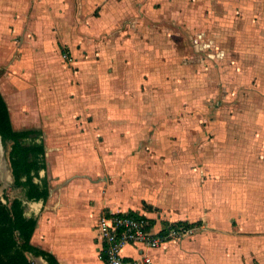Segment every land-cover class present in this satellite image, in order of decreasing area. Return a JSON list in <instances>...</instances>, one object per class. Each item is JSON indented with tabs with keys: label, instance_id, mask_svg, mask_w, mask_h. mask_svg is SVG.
<instances>
[{
	"label": "crops",
	"instance_id": "obj_1",
	"mask_svg": "<svg viewBox=\"0 0 264 264\" xmlns=\"http://www.w3.org/2000/svg\"><path fill=\"white\" fill-rule=\"evenodd\" d=\"M221 61L223 89L264 88V0H0V90L13 128L46 147L48 198L14 196L55 261L34 264H106L104 212L197 227L127 245L134 264H264V120L245 119L262 128L249 148L238 118H199L193 102Z\"/></svg>",
	"mask_w": 264,
	"mask_h": 264
},
{
	"label": "trees",
	"instance_id": "obj_2",
	"mask_svg": "<svg viewBox=\"0 0 264 264\" xmlns=\"http://www.w3.org/2000/svg\"><path fill=\"white\" fill-rule=\"evenodd\" d=\"M0 137L7 148L13 186L22 188L27 200L45 201L50 188L47 177L40 176L41 170L47 168L42 131L15 130L1 90ZM35 178H39V181ZM4 197L6 202L0 199V264H34L29 254L42 255L55 262L50 254L31 243L38 220L36 217L26 215L24 200L18 197L10 199L6 193ZM175 224L195 225L186 222Z\"/></svg>",
	"mask_w": 264,
	"mask_h": 264
},
{
	"label": "rangeland",
	"instance_id": "obj_3",
	"mask_svg": "<svg viewBox=\"0 0 264 264\" xmlns=\"http://www.w3.org/2000/svg\"><path fill=\"white\" fill-rule=\"evenodd\" d=\"M218 38H219V42L222 44V37H218ZM208 66L210 68V73H211L210 76L211 91L207 95L196 92L195 99L193 101L196 108L197 107L204 108V110L199 113V118L202 119L208 117L219 118V120L221 121L222 118H232V117L238 118V120L240 121L236 123V126H234L235 129L241 133V135L238 136L237 143L242 142V144L247 145V147L250 148L251 140L254 139L253 137L255 136L258 137L261 134L262 128L259 126L253 127L254 125L247 126L243 123L245 122V119H254L258 121L264 120V88H260L261 90H258L257 88H255V80L254 79L252 80L251 78H247L244 81L247 83H243V85L240 86L239 89L236 88L234 92L233 89L231 88L232 91L229 92V90L227 89L225 90L222 88V83H224L222 80V61L220 62V66L218 70L211 69L212 65L210 64ZM227 80L234 81V79H227ZM226 85H228V82ZM198 89H199L198 86H196V90ZM226 100L227 102H224ZM202 103H205V105L209 103L210 105H208V107L210 108V110L208 108L206 109V106H201ZM202 127L203 125L200 124L198 127H196V129H200ZM214 128H216V134L219 135L222 134V125H220V123L218 125H215ZM251 128L252 129L259 128V129L256 131L255 130L251 131ZM195 133L197 134V132ZM216 134L211 132L208 141L211 140L213 142L214 135ZM4 157L5 160L8 162L7 148L5 146H4ZM260 159L264 161V156L263 155L260 156ZM4 167L8 169L10 168V165L4 164ZM12 185L13 184L10 183V185L4 189V192L0 194L1 198L4 196L5 193L8 195L10 199H12L17 194V191Z\"/></svg>",
	"mask_w": 264,
	"mask_h": 264
},
{
	"label": "built area",
	"instance_id": "obj_4",
	"mask_svg": "<svg viewBox=\"0 0 264 264\" xmlns=\"http://www.w3.org/2000/svg\"><path fill=\"white\" fill-rule=\"evenodd\" d=\"M196 228L195 225H179L175 222L158 227L147 215L135 212H104L97 223L106 264H134L136 261H127L123 254L127 245L154 249L168 241L189 237ZM140 259L151 263V258L145 253L141 254Z\"/></svg>",
	"mask_w": 264,
	"mask_h": 264
},
{
	"label": "water",
	"instance_id": "obj_5",
	"mask_svg": "<svg viewBox=\"0 0 264 264\" xmlns=\"http://www.w3.org/2000/svg\"><path fill=\"white\" fill-rule=\"evenodd\" d=\"M0 142L2 143V141H1V137H0ZM2 147H3V151H4V144H3V143H2ZM4 160H5V157H4ZM5 162H6V164H9V161L7 162V161L5 160ZM7 168H8V167H7ZM8 171H9V174H10L11 169L8 168ZM10 183L13 184V176H12V173L10 174V177H9L8 180L3 179L2 175L0 174V184H1V185H0V194H2V193L4 192V189H5L7 186H9ZM1 200H2L3 202H6V201H7L6 198H5L4 196L1 198Z\"/></svg>",
	"mask_w": 264,
	"mask_h": 264
},
{
	"label": "bare ground",
	"instance_id": "obj_6",
	"mask_svg": "<svg viewBox=\"0 0 264 264\" xmlns=\"http://www.w3.org/2000/svg\"><path fill=\"white\" fill-rule=\"evenodd\" d=\"M4 164H6L4 160V151L2 147V143L0 142V174L2 175L3 179L8 180L10 177L8 169L4 167Z\"/></svg>",
	"mask_w": 264,
	"mask_h": 264
},
{
	"label": "flooded vegetation",
	"instance_id": "obj_7",
	"mask_svg": "<svg viewBox=\"0 0 264 264\" xmlns=\"http://www.w3.org/2000/svg\"><path fill=\"white\" fill-rule=\"evenodd\" d=\"M1 185V184H0ZM13 186V185H12ZM14 187V186H13ZM14 188H16V187H14ZM0 199H1V197H0Z\"/></svg>",
	"mask_w": 264,
	"mask_h": 264
}]
</instances>
